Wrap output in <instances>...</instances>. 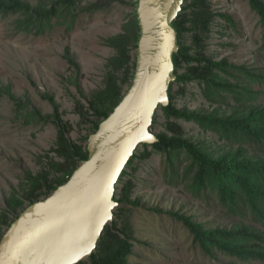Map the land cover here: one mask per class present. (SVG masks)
Wrapping results in <instances>:
<instances>
[{
	"label": "trees",
	"instance_id": "obj_1",
	"mask_svg": "<svg viewBox=\"0 0 264 264\" xmlns=\"http://www.w3.org/2000/svg\"><path fill=\"white\" fill-rule=\"evenodd\" d=\"M84 1L39 0L33 5L26 0H0V23L4 18L14 17L17 30L41 35L56 25H64L71 30L79 15L97 13L110 5L96 2L84 6ZM121 3L134 7L133 3L124 0ZM249 4L257 13L263 29L262 45L258 53L264 54V0H249ZM215 17L209 0H185L182 12L174 21L179 32V50L174 54L177 80L169 88V106L159 108L167 119V132L155 133L160 127L158 109L151 127L156 142L151 146H141L144 151L140 155V147L136 150L116 184L114 200L119 204L118 208L123 205L139 207V200L127 204L131 185L124 181L126 178L132 179L131 172H137L136 162L148 159L153 153L166 154L171 181L179 180L180 177L191 178L189 189L192 196L205 201L208 207L217 199L219 209L224 212V219L235 223L221 226L219 223L214 225L211 220L197 221L194 216L185 213L164 214L154 208L149 211L158 216L164 214L175 218L193 237V244L210 259L220 261L221 256H224L232 263L264 264V102L261 101L264 100V66L254 64L250 67L231 64L228 59L216 60L210 49ZM222 17L236 29L233 18L226 15ZM139 35L140 27L132 12L124 32L106 40L115 55L107 63L105 87L89 97L82 93L89 107L87 109L83 105L79 112L84 122H92V134L114 112L132 84L137 68ZM190 35L192 43L188 45ZM65 51L64 58L74 71L70 82L82 92V68L71 49ZM195 83L200 89V97L208 102L209 109H179L176 105L178 95H184L186 89ZM10 88L3 85L0 77V98L9 96L21 116L27 106L13 95ZM176 88L179 89L177 93ZM44 98L52 105L53 115L46 118L40 112L30 110L26 114L27 123L39 118L56 125L57 141L47 156L54 153L65 161H51L49 171L31 178L27 193L29 206L43 197H49L58 187L67 183L80 164L89 157L88 145H79L69 138L73 128L64 123L55 98L50 95ZM224 107L226 110H223ZM180 121L196 125L209 138H185ZM89 137L84 139V143L88 142ZM185 162L189 164L186 173L181 176L179 168ZM52 167L56 169V175L62 173L63 178L52 180ZM123 182V195L120 197L119 190ZM42 189L45 193L38 195ZM20 203L23 202L13 207L8 202L10 210L6 209L3 220H0V228L3 224L10 228L16 218L29 207L17 215ZM116 210L114 221L106 227L96 250L79 264H131L133 231L131 234L127 221H120L121 209ZM8 214L16 216L10 224L7 221ZM217 222H220V217ZM3 237L4 234L1 240Z\"/></svg>",
	"mask_w": 264,
	"mask_h": 264
},
{
	"label": "rangeland",
	"instance_id": "obj_2",
	"mask_svg": "<svg viewBox=\"0 0 264 264\" xmlns=\"http://www.w3.org/2000/svg\"><path fill=\"white\" fill-rule=\"evenodd\" d=\"M26 1L34 5L39 0ZM122 1L85 0L84 6L96 2L110 5L97 13L79 15L71 30L64 25H56L54 29L41 35L17 30L14 17L1 21V81L4 86L11 87L13 95L21 100L27 109L20 116L9 96L0 98V220H3L6 209L10 210L8 202L13 207L23 202L17 208V215L29 206L27 193L31 178L43 175L46 170L49 171L51 161H65L54 153L47 156L57 141L56 125L39 118L31 119L27 123L26 114L30 110H36L46 118L53 115L54 109L44 96L50 95L55 98L64 123L73 128L68 135L69 138L79 145H88V142L84 143V139L93 133L92 122L90 120L84 122L79 114L81 106L85 105L87 109L89 107L82 93L89 97L93 92L105 87L107 63L115 55V51L107 45L106 40L124 32L129 16L135 9L131 5H124ZM124 1L130 4L134 2ZM209 2L213 13L216 14L210 40L214 58L228 59L235 65L251 67L258 64L263 67L264 54L258 53L262 45L263 29L249 0ZM224 15L236 21V29L222 17ZM191 38L190 35L188 45L192 43ZM67 48L71 49V53L82 68L83 76L80 79L82 92L70 82L74 71L64 58ZM178 90L176 88L175 92ZM176 105L179 109H209L208 102L200 97V89L196 83L186 89L184 95H178ZM158 115L160 127L155 133L167 132L165 127L167 119L163 117L161 109ZM180 123L185 138L196 139L199 136L209 138V135L201 132L196 125L183 121ZM150 148L149 150H152ZM143 151L144 148L140 147L139 155ZM166 158V154L153 153L148 159L136 162L137 172H131L132 179L126 178L124 181L131 185L127 204L136 200H139L140 204L139 207L123 205L116 210L121 209L120 221H127L131 234L133 231L134 250L130 257L131 264H239L232 263L224 256H221L220 261L204 256L200 248L193 244V237L187 229L171 215H164L168 212L185 213L187 216H194L197 221L211 220L214 225L219 223L221 226H231L235 223L224 219V212L219 209L217 199L208 207L205 201L192 196L189 189L191 178L180 177L179 180L171 181ZM188 164L186 162L181 164L179 168L181 176L186 173ZM52 168L54 169L50 174L52 180L56 177L63 178L62 173L56 175V169ZM124 182L120 185V197L123 195ZM38 192V195H43L45 190ZM150 208L161 210L164 214L158 216L149 211ZM15 217L8 214L9 224ZM218 217L220 222H217ZM8 229L4 224L1 226L0 241Z\"/></svg>",
	"mask_w": 264,
	"mask_h": 264
},
{
	"label": "water",
	"instance_id": "obj_3",
	"mask_svg": "<svg viewBox=\"0 0 264 264\" xmlns=\"http://www.w3.org/2000/svg\"><path fill=\"white\" fill-rule=\"evenodd\" d=\"M140 35L132 84L114 112L90 135L89 157L69 181L31 204L0 242V264H79L96 250L119 204L116 184L136 150L153 145L160 107L170 104L179 50L174 21L185 0H134Z\"/></svg>",
	"mask_w": 264,
	"mask_h": 264
}]
</instances>
